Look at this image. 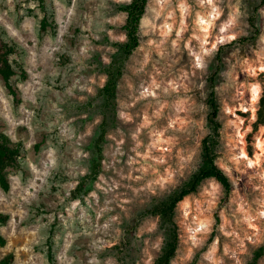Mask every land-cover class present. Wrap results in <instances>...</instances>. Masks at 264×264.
Wrapping results in <instances>:
<instances>
[{"label": "rangeland", "instance_id": "obj_1", "mask_svg": "<svg viewBox=\"0 0 264 264\" xmlns=\"http://www.w3.org/2000/svg\"><path fill=\"white\" fill-rule=\"evenodd\" d=\"M130 1L0 0L25 72L17 105L0 78V131L25 152L0 188V259L154 264L173 233L170 264H264V0H146L122 59ZM211 90L229 188L202 181L165 224L152 210L201 165Z\"/></svg>", "mask_w": 264, "mask_h": 264}, {"label": "trees", "instance_id": "obj_2", "mask_svg": "<svg viewBox=\"0 0 264 264\" xmlns=\"http://www.w3.org/2000/svg\"><path fill=\"white\" fill-rule=\"evenodd\" d=\"M146 0H131L129 4L121 8L125 13L126 19L123 26L126 40L119 47L122 59L127 58L132 51L138 46V29L139 23L145 10ZM24 50L12 39H10L4 28L0 26V78L2 79L5 89L12 97L13 104L20 103L19 89L16 87L13 76H25V72L16 62L9 60L10 55H23ZM121 75L118 68L113 69L108 73V80L102 87L101 93L103 96L110 98L115 90V83L117 78ZM207 102L211 108V112L207 117L208 123L211 125L212 133L206 136L202 142V160L199 169L192 175L187 183L182 188L176 191L169 199V201L152 210L153 213L160 216L165 224L171 225V218L173 216L176 205L182 201L186 196L195 193L197 188L204 180L213 179L225 190L229 188V181L227 176L219 169L216 164V156L213 152V137L217 136L218 125L216 123L217 107L215 104L214 91L211 90L208 94ZM1 124V118H0ZM24 148L21 143H15L10 140L3 132L0 131V188L7 192L10 184L8 181L5 168L10 165L19 167L24 160ZM8 221L6 215L0 214V225H4ZM5 243L4 238L0 234V246ZM176 249V237L172 233L168 242L166 243L162 253L156 259L154 264H170L174 257ZM259 255V254H258ZM47 258L49 263H53L51 248H48ZM0 264H14L11 255H6L0 259Z\"/></svg>", "mask_w": 264, "mask_h": 264}, {"label": "bare ground", "instance_id": "obj_3", "mask_svg": "<svg viewBox=\"0 0 264 264\" xmlns=\"http://www.w3.org/2000/svg\"><path fill=\"white\" fill-rule=\"evenodd\" d=\"M205 1H210V0H205ZM203 24L206 26L207 24H206V21H203ZM254 95H255V98L258 96V91H257V89L254 91V93H253ZM253 95V96H254Z\"/></svg>", "mask_w": 264, "mask_h": 264}]
</instances>
